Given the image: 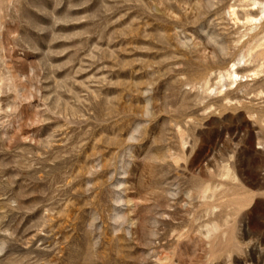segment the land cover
Here are the masks:
<instances>
[{
	"label": "rangeland",
	"instance_id": "374dc122",
	"mask_svg": "<svg viewBox=\"0 0 264 264\" xmlns=\"http://www.w3.org/2000/svg\"><path fill=\"white\" fill-rule=\"evenodd\" d=\"M253 1L0 0V264H264Z\"/></svg>",
	"mask_w": 264,
	"mask_h": 264
},
{
	"label": "bare ground",
	"instance_id": "6f19581e",
	"mask_svg": "<svg viewBox=\"0 0 264 264\" xmlns=\"http://www.w3.org/2000/svg\"><path fill=\"white\" fill-rule=\"evenodd\" d=\"M253 1V0H252ZM263 2H261V1H253L252 2V5L253 6H259V14H258V16L257 17H255V18H252V16H250V17H248V16H246V22L247 23H252L253 21H259L263 16H264V5L262 4ZM252 5H251V7H252ZM232 14H234V11H232ZM238 20V19H237ZM250 29H252V28H250ZM249 32V31H248ZM256 45V44H255ZM241 61H243V62H245V60L244 59H239V60H237L236 62H234V63H232L231 65H230V67L227 69V71L225 72V74H223V75H220L219 76V78L220 79H222V78H224V77H226V79L229 81V84H238V82L239 81H241V80H243L244 79V75H240V74H238L237 72H236V69H237V66H238V64L241 62ZM257 71H255V72H253L252 74H251V76H255V75H257ZM218 92L220 93V92H222V90L220 89V90H218Z\"/></svg>",
	"mask_w": 264,
	"mask_h": 264
}]
</instances>
